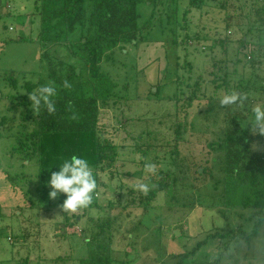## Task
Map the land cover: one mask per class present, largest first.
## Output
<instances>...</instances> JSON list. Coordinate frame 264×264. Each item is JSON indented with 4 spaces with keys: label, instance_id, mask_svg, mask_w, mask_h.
<instances>
[{
    "label": "rangeland",
    "instance_id": "obj_1",
    "mask_svg": "<svg viewBox=\"0 0 264 264\" xmlns=\"http://www.w3.org/2000/svg\"><path fill=\"white\" fill-rule=\"evenodd\" d=\"M205 1L201 9H191L187 14V0H170V9L166 7L164 10V7L158 6L155 24L147 35L135 44L115 49L100 65L101 73L116 83L118 96L126 100L124 104L129 111L124 112L126 121L123 124L128 125V132L135 137L142 134L144 139L158 138L157 141L163 143L173 140L176 107L174 101L168 98L175 94L180 99L184 97L183 94L189 96V91L188 95L185 91L190 81V87L194 82H201L198 89L204 94L199 96L202 98L200 107L197 108L198 103L195 102L189 111L188 136L186 142L179 145L181 164H178L176 185L159 194L153 203L155 208L143 217H139L141 212L134 209L129 210L128 214L124 212L118 215L119 209L116 211L118 214L115 211L111 213L115 216L114 220H118L113 222L112 229L115 236L112 264L123 261L129 264H264V222L249 243L242 240L237 231L240 228L246 234L250 233L255 211L231 209L222 219L219 207L200 208L195 205L189 210L185 206L190 199H198L195 197L196 191L206 195L221 192L222 175L218 171L221 160L208 147L216 141L222 129L216 122L221 110L219 99L232 90L238 79H250L251 82L264 80V29L259 27L253 16L254 10L264 0H227L226 10L219 9L223 0ZM137 10V24L140 26L151 12L144 4L139 5ZM33 13L34 0H0V121L14 117L7 111L10 107L17 109V112L14 111L15 124L20 123L18 112L32 109L24 85L48 79L44 53L48 52L55 63L67 61L69 57L63 46L47 49L39 45L36 40L38 18ZM185 34L192 37L198 35L199 41L190 39L184 46L187 48L181 49L174 44V40H181ZM22 37H26V40L18 41ZM242 38L245 42L243 45L239 44ZM223 39L226 45L221 48L218 40ZM204 48L203 53L201 50ZM186 62L191 64V70L186 68ZM77 70L78 74L86 76L82 67ZM224 73L228 88L216 89L220 81L213 84L212 80ZM10 75L16 81L14 87L9 84ZM82 82L85 83L86 79L83 78ZM252 97L258 100L250 104V112L256 104H264L263 94L255 96L253 93ZM24 100L28 106L10 104ZM113 120L114 114L109 111L101 115L98 123L99 130L118 151L111 181L108 172L99 175V182L114 191L97 185L94 199L104 206L112 200L110 194L116 191L126 200L129 190H134L135 197L138 196L137 184L151 187V173L144 169L140 178L134 175V171L140 169L136 163L138 156L135 155L133 161L131 145L123 141L121 131H116L121 128ZM6 128V125L0 126V264H15L28 256L30 264H50V260L67 253L76 260L94 255L92 244L87 243L92 234L87 218H106L105 211L92 210L87 213V218L80 211L68 213V218L81 214V220L68 231L71 236L64 240L52 238L63 227L58 210L62 198L59 196L53 200L45 197L41 208L48 209L46 211L36 207L35 194L33 191L27 193L30 187L22 186L19 178L31 176V181H34L38 168L33 161L21 163L12 156L10 149L14 138L10 134L15 130ZM252 150L264 153V136L261 143L252 144ZM192 162L199 169L200 178L194 179L195 175L190 169L184 173ZM129 163L136 167L133 164L131 167ZM161 166L168 168L166 163ZM130 173L131 176L127 175ZM7 177L17 183L16 192L9 186ZM28 203L32 206L22 209ZM133 214L142 221L129 237L133 222H136L134 220H138ZM220 228L234 231L233 240L213 238ZM18 234L25 235L26 240L22 243L8 240L11 235ZM128 243L134 244V250L126 256L122 248L128 250L131 247L129 245L127 248Z\"/></svg>",
    "mask_w": 264,
    "mask_h": 264
},
{
    "label": "trees",
    "instance_id": "obj_2",
    "mask_svg": "<svg viewBox=\"0 0 264 264\" xmlns=\"http://www.w3.org/2000/svg\"><path fill=\"white\" fill-rule=\"evenodd\" d=\"M187 2L186 14L191 9L199 10L206 4L205 0H187ZM141 4L147 6L151 14L139 26L137 24L139 18L137 7ZM169 5L170 0H34L33 14L38 18L37 42L42 48L47 49L63 46L69 57L67 61L55 63L49 57L48 52L44 53L48 79L40 80L37 84L25 83L24 90L29 95L41 85L53 84L57 89V96L54 98L56 110L49 114L45 108H41L39 111L27 108L23 112L17 113L18 117L20 116V123L15 124L14 111L17 112V109L10 107L7 111L14 117L2 118L0 126L6 125V129L15 130L10 134L14 138V144L10 149L12 156L17 157L21 163L33 161L38 168L34 181H31V176L19 178L22 186L30 187V191L27 193L33 191L35 194L36 207L40 210H48L41 208L42 201L51 191L46 182L49 180L51 172L59 170L57 164L71 155L87 159L94 170L96 180H98L97 185H103L109 191L106 184L99 182V175L108 172L111 181L112 168L117 162L118 151L112 141L98 128L101 115L109 111L114 114L113 121L121 128L116 131H121L123 141L131 145L133 161H135V155L138 156L136 163L140 169L135 170L134 175H138L140 178L146 163L155 165V172L151 173L152 177L150 178L151 187L144 195L138 190V196L135 197L134 190H129L126 200H123L116 191L115 194H110L112 200L107 205L98 204L93 199L88 208L79 210L81 214L86 215V218L87 213L92 210L105 211L107 215L106 218H87L91 223L92 231L87 243L92 244L94 255L91 254L85 259L76 260L70 253H67L50 260V264H112L114 260L113 240L115 238L112 229L113 222L118 220H114L115 216H112L111 213L119 209V214L116 212L118 215L124 212L128 214L129 210L134 209L141 212L139 217H143L155 208L153 203L157 196L174 187L178 181V164H181L179 145L186 142L188 136L189 111L195 106V102L198 103L196 104L197 108L202 104V98L199 96H204V94L198 89L201 82H194L191 87L192 82H189L185 91L186 94L189 91L187 97L183 94L184 97L180 99L178 94H175L168 98L175 103L176 121L173 128V140L163 143L157 141L158 138L144 139L142 134L135 137L132 132H128V125L123 124L126 121L125 113L129 111L124 104L126 100L118 96L116 83L100 71L102 61H106L115 49L135 44L147 35L155 24L158 6L164 7L165 10L166 7L170 9ZM227 7V0L220 2L219 9L226 10ZM253 16L259 27L264 29V3L254 10ZM190 39L199 41V36L192 37L185 34L181 40H174V44L181 49H186L187 47L184 46ZM23 40H26V37H22L18 41ZM218 41L220 47L224 48L225 39ZM217 43L216 40L215 44ZM244 43L242 38L239 44L243 45ZM204 51L205 48L201 50L203 53ZM80 67L84 73L86 72V76L76 73ZM190 67L192 69L191 64L186 62V68L191 70ZM83 78L86 79L85 83L82 82ZM226 78L227 75L224 73L218 78L219 80H212V83L216 84L220 81L215 86L216 89H227ZM197 79L199 78L197 77L196 81H198ZM9 80L10 85L16 86L12 75ZM64 81H68L72 87L64 88ZM232 91L244 93L247 100L239 106H220L221 110L217 115L219 117L216 122L222 129L216 141L208 146L219 155L221 160L218 170L222 175L221 192L216 195H206L196 191L195 197L198 199L195 201L190 199L189 204L185 202V206L189 210L195 205H199L200 208L219 207L221 209L218 211L222 219L226 218V211L231 209L255 211V220L250 233L246 234L240 228L237 230L242 236V240L249 243L256 237L264 222V153L252 150V144L261 143L263 136L258 132L253 133L251 125H248L251 116L250 104L258 100V98L252 97V94L254 93L255 96L264 95V80L251 82L250 79H238L229 92ZM136 99L138 100L139 97ZM11 100H15V98H11ZM10 104L26 106L28 103H25L24 100L21 103ZM164 163H166L167 169L162 168L161 165ZM192 163V165H188L189 168L184 170V173L190 169L191 172L193 170L194 179L200 178L199 169L195 167L194 162ZM132 164L129 163L131 167ZM134 166L136 167V165ZM127 175L131 176V173ZM7 180L9 186L16 192L17 183L13 178L7 177ZM60 196L63 201L65 197ZM28 204L24 205L22 209L32 206L31 203ZM58 210L63 219V227L59 230L58 235L54 234L52 238L64 240L71 236L68 231L79 222L81 214L68 218V213H64L61 208ZM133 215L138 220H134L136 222H133L134 225L128 233L129 237L137 230L142 221L136 214ZM117 229L119 230V227ZM233 232L232 230L227 231V228H220L219 232L213 234V238H225L232 241ZM11 239L13 243H22L26 240V236L11 235L8 240ZM129 245L131 247L128 248ZM133 245L128 243L126 245L128 250L122 248L126 256L134 250ZM129 263L128 261L120 262V264ZM15 264H30L29 256L17 260Z\"/></svg>",
    "mask_w": 264,
    "mask_h": 264
},
{
    "label": "clouds",
    "instance_id": "obj_3",
    "mask_svg": "<svg viewBox=\"0 0 264 264\" xmlns=\"http://www.w3.org/2000/svg\"><path fill=\"white\" fill-rule=\"evenodd\" d=\"M63 87L67 89L71 85L68 81H64ZM56 96L57 89L51 83L41 85L34 92L29 93L32 108L36 111L45 108L49 114L56 110L54 100ZM246 100L247 96L244 93L232 91L219 99V105L239 106ZM248 125H251L253 133L258 132L259 135L264 136V104L258 103L251 108ZM57 166L59 170L51 172L46 182L51 189L48 193L49 198L55 200L63 195L65 199L59 207L64 213H76L88 208L93 202L97 189V180L90 162L78 155H71L64 158ZM144 167L148 173L155 172L153 164L146 163ZM136 188L142 193L149 191L148 185L143 183L137 184Z\"/></svg>",
    "mask_w": 264,
    "mask_h": 264
},
{
    "label": "water",
    "instance_id": "obj_4",
    "mask_svg": "<svg viewBox=\"0 0 264 264\" xmlns=\"http://www.w3.org/2000/svg\"><path fill=\"white\" fill-rule=\"evenodd\" d=\"M76 73L78 74V70H76ZM109 191L114 192L110 186H109Z\"/></svg>",
    "mask_w": 264,
    "mask_h": 264
}]
</instances>
